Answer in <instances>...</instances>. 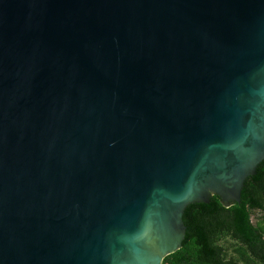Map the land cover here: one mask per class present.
<instances>
[{"label": "water", "instance_id": "1", "mask_svg": "<svg viewBox=\"0 0 264 264\" xmlns=\"http://www.w3.org/2000/svg\"><path fill=\"white\" fill-rule=\"evenodd\" d=\"M263 160L264 0H0V264H163Z\"/></svg>", "mask_w": 264, "mask_h": 264}, {"label": "trees", "instance_id": "2", "mask_svg": "<svg viewBox=\"0 0 264 264\" xmlns=\"http://www.w3.org/2000/svg\"><path fill=\"white\" fill-rule=\"evenodd\" d=\"M183 219V246L163 264H264V160L245 181L241 203L225 207L214 194L209 203L189 204Z\"/></svg>", "mask_w": 264, "mask_h": 264}, {"label": "rangeland", "instance_id": "3", "mask_svg": "<svg viewBox=\"0 0 264 264\" xmlns=\"http://www.w3.org/2000/svg\"><path fill=\"white\" fill-rule=\"evenodd\" d=\"M252 218H253V221H254V222H257V220H258V218H259V213L253 212V216H252Z\"/></svg>", "mask_w": 264, "mask_h": 264}]
</instances>
